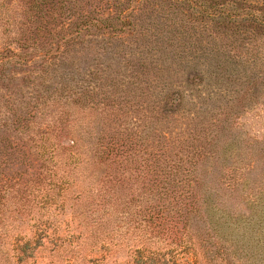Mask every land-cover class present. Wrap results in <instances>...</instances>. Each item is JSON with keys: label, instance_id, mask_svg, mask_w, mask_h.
<instances>
[{"label": "trees", "instance_id": "trees-1", "mask_svg": "<svg viewBox=\"0 0 264 264\" xmlns=\"http://www.w3.org/2000/svg\"><path fill=\"white\" fill-rule=\"evenodd\" d=\"M186 74L231 97L165 133L162 94ZM258 97L264 0H0V213L43 176L45 198L73 202L84 223L66 250L82 238L97 264H258L248 221L264 217V150L232 124ZM49 98L73 106L45 121Z\"/></svg>", "mask_w": 264, "mask_h": 264}, {"label": "rangeland", "instance_id": "rangeland-1", "mask_svg": "<svg viewBox=\"0 0 264 264\" xmlns=\"http://www.w3.org/2000/svg\"><path fill=\"white\" fill-rule=\"evenodd\" d=\"M147 33L151 35L156 32L151 28ZM202 43L203 45L207 43L206 39ZM88 53V57L91 59L92 57H98L99 52L94 50L88 51ZM147 59L149 60L150 57H147ZM114 61L117 62L118 58ZM201 69L206 71V67ZM114 70H120L121 74L118 77L122 75L121 67L112 63L110 71ZM205 75L207 76L208 73ZM206 76L204 79L207 81ZM196 79H201V81L198 82ZM203 80L198 75L186 74L182 80L180 78L176 79L170 92H167L168 90L163 92L162 96H164L160 101V108L166 116H169L167 119L171 122L169 126H165V133H167L169 127L171 133L186 130V122L188 123L189 119H192L196 111L200 109L212 110L217 106L220 107V104L223 105L231 97L228 94L229 88H224V85L206 87ZM80 87L79 85H73L72 92H75L74 96H78ZM174 96L178 99V105H176L177 102H175L176 104L168 102ZM67 101L68 98L66 102L61 101L59 103L55 99L49 98L43 104L45 108L43 117L46 116L45 121L46 119L50 121L52 118L57 117L62 104L73 106L71 102ZM257 101L255 104L247 103L248 106L244 108H241L240 104H236L232 124L250 132L256 138L255 141L250 143L251 146L254 145V151H263V146L256 143L261 140L264 134V107L260 104L264 102V99L258 97ZM106 110L103 109L105 112ZM72 111L78 119L83 120L85 123V120L89 119L87 115L90 111L84 112L76 107H73ZM81 120L79 121L80 123H82ZM122 120L128 127L139 125V121L134 118L131 112L126 111ZM9 121L10 118L8 117ZM36 121L42 123L40 119H36ZM65 144L68 145L69 143L66 142ZM226 151L227 155H230L229 153H235L236 149L228 147ZM56 162L58 160H54L51 163ZM51 165L48 166L50 167ZM43 178V176H40V191H35L32 196L27 198V201L18 202V198L13 195H8L3 200L6 206L4 211L0 213V242L4 245L1 249L2 254L0 252V264H97L95 261L96 257H90V253L86 254L82 238L79 241V247L75 244L73 245L74 253L79 251L77 254H73L68 249L66 250L65 242L67 239L65 237L68 235L70 239H73L78 233L82 235L85 230L84 223L80 219H72V214L78 208L73 202L68 201L67 204L61 206L58 198L53 203H50L45 198L50 186H48V181ZM76 224H81L83 227L78 228ZM244 224L240 222L241 226H244ZM88 228H90L89 225ZM248 228L251 242H259L261 247L259 256L253 254L254 261L258 262V264H264V217H260L259 221L252 216L251 218L249 217ZM26 244L29 245V248L26 252L21 253L20 249H24ZM80 246H83V249H80ZM59 247L65 249V251H62ZM15 249L18 250L20 255H18L17 251H14ZM18 259L23 261L18 263Z\"/></svg>", "mask_w": 264, "mask_h": 264}]
</instances>
